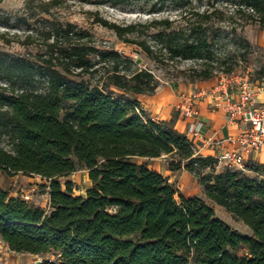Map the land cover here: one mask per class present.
Instances as JSON below:
<instances>
[{
	"label": "trees",
	"instance_id": "16d2710c",
	"mask_svg": "<svg viewBox=\"0 0 264 264\" xmlns=\"http://www.w3.org/2000/svg\"><path fill=\"white\" fill-rule=\"evenodd\" d=\"M68 1L41 0L30 18L53 15ZM146 1L148 14L167 4L177 8L185 25L157 15L117 23L98 11L93 20L159 64L198 62L192 82L213 78L215 64L226 65L225 73L252 65L254 45L241 36L239 56L215 58L220 37L212 24L230 10L242 27L252 23L262 30L264 0ZM48 22L39 32L25 33V44L41 41L36 53L0 50V170L40 175L50 187L45 210L0 186V237L9 248L57 255L40 264H264V165L250 163L253 176L217 169L216 159L196 155L187 135L147 117L133 98L156 92L160 83L153 72L113 47H99L88 29ZM254 77H264V65ZM163 154L174 157L172 169L197 177L205 196L242 220L252 235L218 218L203 198L178 193L168 178L137 160ZM80 168L92 182L85 195H75L72 182L61 181ZM243 246L247 251L240 255Z\"/></svg>",
	"mask_w": 264,
	"mask_h": 264
},
{
	"label": "rangeland",
	"instance_id": "374dc122",
	"mask_svg": "<svg viewBox=\"0 0 264 264\" xmlns=\"http://www.w3.org/2000/svg\"><path fill=\"white\" fill-rule=\"evenodd\" d=\"M40 3L41 0H2V2H0L1 51L22 55L36 53L41 49V41L38 40V37H36L33 44L27 45L24 43L25 33L48 27V21L58 19L64 22H72L79 27L88 29L96 37L97 45L99 47H113L122 54L132 57L138 63L139 68L149 69L153 72L155 78L160 83L159 87L172 82L192 83V68L200 67L198 62L194 63L192 60L186 59L170 62L166 65L159 64L154 59L149 57L147 53L144 52L138 45L124 42L118 38L113 30L94 22L93 20V13L98 11L101 16L117 23L145 21L152 18L154 15H157L165 17L170 16L173 19H176L175 26L185 25V20L178 15L177 8L169 7L168 4L164 6L160 13L148 14L144 9L150 2L148 3L146 0H132V2H124L121 6L70 0L62 7L54 9L53 15L39 12L36 17L30 18V15L33 12L39 11ZM28 6L31 8H28ZM241 23L242 22L239 17H231L230 10L226 12L224 18L215 20L214 24H212V31H215L216 36L220 38L214 47V55L216 59L218 57L223 59L227 55L239 56L243 51L241 44H239L240 36L247 38L254 45L253 52L249 55L252 65L248 68L252 69L255 75V71L264 65V49L258 44L260 28L258 24L252 23L242 27ZM4 36L5 38H3ZM4 39H10V42H6ZM138 59H142V62L139 63ZM239 63L243 65L242 60H239ZM215 65L217 66L214 70L216 77L225 73L224 69L226 65ZM242 70H244V68L239 66L236 71ZM84 79L90 80L91 78L86 76ZM93 79L95 81L97 78ZM21 175L24 174L22 173ZM40 181L39 185L41 187L39 186V191L35 195L36 202L34 203L40 207L43 206L48 209L49 202L47 201L46 195L48 191L44 188L47 181L44 178ZM61 181L63 183L71 181L75 195H85L88 188L92 184L85 168H80L75 173L67 177H62ZM12 189L13 188L11 187L10 190ZM199 189L200 188L198 186H195V188H192L191 191L192 193H197L200 191ZM205 201L214 208L218 218L224 220L242 234L252 235L250 228L242 220L236 218L224 207L215 204L211 200L206 198ZM131 238L136 239L137 237L132 236ZM0 245V264H37V262L42 263L45 260L57 259V255L53 252L45 255L34 256L28 253L11 251L2 244ZM246 251V247L243 246L240 247L237 252L240 255H244Z\"/></svg>",
	"mask_w": 264,
	"mask_h": 264
},
{
	"label": "crops",
	"instance_id": "0c3cea01",
	"mask_svg": "<svg viewBox=\"0 0 264 264\" xmlns=\"http://www.w3.org/2000/svg\"><path fill=\"white\" fill-rule=\"evenodd\" d=\"M258 44L264 49V29H260ZM252 79L254 84H257L264 77L255 78L253 73ZM218 80L219 77L215 76L208 80L192 83H167L158 87L152 95L140 94L134 95L133 98L139 101V106L147 117L173 127L187 135L193 143L196 155L217 160L234 149L236 144L231 140L239 135L247 126L241 120L232 121L230 119L228 111L229 101L226 100L222 92H216L214 89ZM237 97V88H231L230 100L237 99ZM263 101L264 95H259L258 102L262 103ZM189 106L192 107L193 113L186 115L185 108ZM197 122H202L203 125L199 135L193 136L189 130ZM173 159L174 157L171 154H163L160 157L150 159L139 158L137 160L140 163L146 161L149 168L168 178L170 182L174 183L175 189L179 193L187 197L198 196L206 200L207 197L197 177L184 168L172 169L170 162ZM248 161L249 163L264 165V151L254 153L248 158ZM246 173L251 176L255 175L251 170H246ZM21 174L9 175L5 171L0 170V186L9 191L11 196H20L24 200L34 203L36 202L35 195L39 191L40 180L43 177L40 175ZM46 183L44 188L47 190L49 182L47 181ZM195 186H198L200 191L192 193L191 190ZM11 187L13 188L12 190H10ZM46 195L50 206L49 192ZM42 208L45 210L49 209L43 206Z\"/></svg>",
	"mask_w": 264,
	"mask_h": 264
},
{
	"label": "built area",
	"instance_id": "2783aa9c",
	"mask_svg": "<svg viewBox=\"0 0 264 264\" xmlns=\"http://www.w3.org/2000/svg\"><path fill=\"white\" fill-rule=\"evenodd\" d=\"M253 71L250 68L233 73H224L219 76L216 92H222L229 101V116L232 121L241 120L247 124L246 128L231 141L236 145L225 156L217 159L216 168L225 167L248 170L250 164L248 158L254 153L264 151V101L258 102V96L264 95V79L257 84L253 82ZM237 88V99H231V88ZM191 106L185 108V114L191 115ZM202 122H197L190 127V134L198 136L202 128ZM50 187L47 186V191ZM0 244L10 249L1 239Z\"/></svg>",
	"mask_w": 264,
	"mask_h": 264
},
{
	"label": "water",
	"instance_id": "95a60500",
	"mask_svg": "<svg viewBox=\"0 0 264 264\" xmlns=\"http://www.w3.org/2000/svg\"><path fill=\"white\" fill-rule=\"evenodd\" d=\"M138 62L141 63L142 59H138ZM41 262H37V264H40Z\"/></svg>",
	"mask_w": 264,
	"mask_h": 264
}]
</instances>
